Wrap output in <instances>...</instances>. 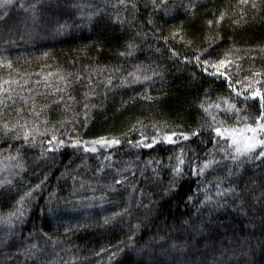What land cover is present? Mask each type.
I'll return each instance as SVG.
<instances>
[{"label": "trees", "instance_id": "1", "mask_svg": "<svg viewBox=\"0 0 264 264\" xmlns=\"http://www.w3.org/2000/svg\"><path fill=\"white\" fill-rule=\"evenodd\" d=\"M159 3L13 0L0 7V16L7 13L0 19V179L8 170L20 173L0 190V218L43 181L11 232L0 223V264H33L24 254L31 244L46 250L36 264H264V165L246 161L229 178L235 189L229 203L216 207L214 185L234 166L228 162L199 176L189 163L210 158L213 148L212 119L202 103L227 99L249 122L259 115L258 98L237 96L224 76L210 74L215 69L205 73L202 61L229 59L221 71L244 95L246 85L264 89V0H165L167 8ZM196 55L202 56L199 63ZM137 67L158 75L148 72L151 80L133 82L129 73ZM210 112L225 126L238 123L232 112ZM16 124L38 127L37 142L25 144L24 129ZM157 126L199 135L153 148L128 144L141 133L156 135ZM53 135L66 144L79 139L90 145L102 137L122 143L97 146L96 153L70 146L47 152ZM181 148L184 175L165 192ZM17 150V159H10ZM17 163L23 170L13 167ZM101 163L106 167L97 172ZM114 178L123 182L115 185ZM104 185L116 190L108 189L103 201L85 199L100 197ZM206 195L213 201L202 203ZM113 212L123 214L105 224Z\"/></svg>", "mask_w": 264, "mask_h": 264}, {"label": "snow or ice", "instance_id": "2", "mask_svg": "<svg viewBox=\"0 0 264 264\" xmlns=\"http://www.w3.org/2000/svg\"><path fill=\"white\" fill-rule=\"evenodd\" d=\"M119 2L120 4H123L124 0H119ZM243 2L247 3V0H243ZM12 4L13 0H0V7H5ZM158 6L161 8H167L165 0H160ZM190 6L194 7L195 5ZM255 6V4L252 5L253 8H255ZM20 7L25 8V10H27L26 6L23 3L20 4ZM28 7H31L33 9V20H35V5H30ZM6 15L7 13H5L4 16H0V19H4ZM222 18L223 17H221V19ZM211 23L212 21H209V24ZM63 29L64 25H60L57 31L60 32L63 31ZM132 47V45H129L128 55H131ZM157 51L159 50L157 49ZM45 55H47V53H45ZM121 55H124V53H121ZM173 55H177V53L173 52ZM204 55L210 57L212 53L206 51ZM184 59L185 61H188L187 56H185ZM194 59L199 63L202 59V56L196 55L194 56ZM202 62L204 65L203 71L205 73H209V68L215 69V71L210 74L224 76L229 81V87L233 89L237 96H244L245 100L249 98L256 100L258 98L260 101V112L259 115L255 118L254 122H249L248 117L246 116L242 118L241 110L237 107L235 103H231L227 99L222 100L221 102H217L215 104L209 103L207 104V106H205L204 103L200 105V107L204 109L205 112H208L209 115H211L212 124H210L209 126L211 128V132L214 134L213 148L210 150L209 153L210 158L203 159L202 162L200 157H197L194 161H189V163L191 164V174L202 176L208 169L228 167V162H230L231 165L234 166V168L229 167L227 176L224 178H219L214 185V187L216 188L215 197L217 198L215 206L222 207L226 206L229 203L227 197L234 194L235 192V189L230 186L231 181L229 180V178L233 177L236 174V171H238V169L242 167L246 161H260L261 165H264V89L256 87L253 90L251 89L250 85H246V87L249 88V91L247 95H244L241 89L235 88L233 86L231 77L228 75L227 71H221V69H226L228 66H230L231 61L229 59L221 58L216 62H212L211 59L204 58ZM9 67H11L10 63ZM148 72H152V76L158 75L155 69L145 67L141 71V69L137 67L136 72L129 73V76L133 78V82L140 81L141 79L144 81H149L152 79V76H149L147 74ZM109 83H111V80H109ZM236 83L240 82L236 81ZM255 83L258 84L259 81H255ZM3 91L8 90L3 89ZM0 103H2V101H0ZM224 105H226V107H224ZM213 108H215L216 110H221L224 113L232 112L236 116L238 123L233 126H225L224 121H217L216 116L210 112V110ZM36 115L38 116L39 114ZM5 127H7V125H5ZM13 128L24 129L23 141L25 144L31 143L34 145L37 142L36 135L34 133H39L40 130L38 127L28 128L26 124H16L13 125ZM156 133V135H153L150 138L141 133V137L139 140H129L127 142L129 145H134L136 147L153 148L161 143L177 144L179 139L187 141L191 137L199 135V131L191 133L162 131L159 126H157L156 128ZM17 138H19V136ZM221 142H223V146H221ZM121 143L122 141L118 138L105 139L102 137L91 141L90 145L89 142L81 141L79 139H71L70 144H66L65 140L58 139L57 136L53 135L51 139L47 141L49 147L45 151L54 152L58 151L61 147L70 146L74 149L83 147V151L85 153H96L98 151L97 146L103 148H111L114 145H121ZM41 147L43 148V142L41 143ZM214 154H223V156L221 159L218 160L216 158V155ZM18 156L19 150H17V156L10 157V159L15 160ZM104 160L109 161L111 160V157L105 156ZM148 163L151 164L153 163V161H149ZM155 163L160 164L159 161H155ZM184 165V149L181 148L180 155L176 157L175 165L171 167L172 177L170 180V187L165 188V192H169L170 190L175 188L178 178L184 175ZM13 167L23 170L22 163H17L13 165ZM105 167L106 165L101 163L97 167L96 171L103 172ZM117 171L119 172L120 169H117ZM153 172L157 176H159V169H153ZM19 174V172H12L8 170V175L5 176L3 179H0V190L4 189L5 186H11L13 184V179L11 177L18 176ZM124 179H126V177ZM226 180L229 181V186H224ZM122 182L123 180L114 178L115 185H120ZM42 184L43 181H41V183L36 184L34 187L30 186L27 191H25L22 195L19 196V199L13 206L14 211L8 213L6 217L0 218V223L7 225L9 232L12 231V225L14 221L21 222L23 220L27 211L26 205L30 204L31 200L35 198L36 190L40 189L42 187ZM81 187H83V185H81ZM108 189H110L111 191L116 190L113 185H104V187L101 189L100 197H86L85 199L97 200V202L103 201L106 199ZM8 190L10 191L11 188L9 187ZM73 195H76V193H73ZM53 196L54 194H50V198L48 201L49 205H51L52 203ZM188 199L191 200L192 197H189ZM212 201L213 197L206 195L205 201L202 203H210ZM48 210L53 211L54 209L49 207ZM124 211L126 212L127 209H125ZM122 214V212H113L110 217H106L104 219V223L108 224L110 219L114 220L116 217L121 216ZM136 227L138 228L139 225H137ZM45 251V249L38 248L36 244H31L28 248L24 249V254L29 259L33 260V264H36V261H38L40 257L44 256Z\"/></svg>", "mask_w": 264, "mask_h": 264}]
</instances>
